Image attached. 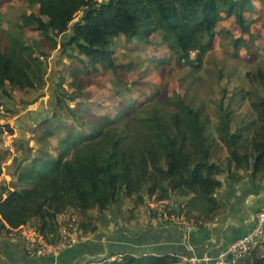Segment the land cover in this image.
<instances>
[{"label":"trees","instance_id":"1","mask_svg":"<svg viewBox=\"0 0 264 264\" xmlns=\"http://www.w3.org/2000/svg\"><path fill=\"white\" fill-rule=\"evenodd\" d=\"M11 1L0 0V8ZM26 2L35 11L23 14L18 31L6 42L0 41V93L9 98L13 88L42 89L46 84L42 58L57 46L70 59L64 65L70 90L56 92L55 109L47 108L45 115L42 109L33 120L34 153L27 167L7 185L1 177L4 155L0 154V239L30 221L44 234L55 233L56 216L66 209L80 215L83 234L95 233L97 218L91 212L123 203L126 218L133 220L138 207L151 199L165 201L168 215L203 225L225 209L215 196L223 184L222 176L238 182L244 170L253 179L264 175L261 75L258 87L241 93L250 103V118L233 120V109L222 104H217L211 116L179 94L170 97L167 108H160L143 89L145 97L131 96L114 103L115 95L126 94L144 82L124 78L142 63L132 54L144 52L147 63L154 66L187 64L198 71L220 20L232 17L240 31L250 35L253 0ZM259 3L264 6V0ZM26 30L37 31L39 38L26 39ZM68 31V37L62 38ZM231 42L238 48L247 39L239 36ZM99 74H109L111 93L88 99L86 82ZM51 136L54 143L48 141ZM31 148L27 146L25 152L30 154ZM13 170L9 173L12 178ZM191 255L195 254L186 258ZM86 264L183 263L177 254L122 252L113 259L104 257ZM236 264H264V244Z\"/></svg>","mask_w":264,"mask_h":264},{"label":"rangeland","instance_id":"2","mask_svg":"<svg viewBox=\"0 0 264 264\" xmlns=\"http://www.w3.org/2000/svg\"><path fill=\"white\" fill-rule=\"evenodd\" d=\"M253 3L255 11L251 17H248L249 33L252 37L248 33H242L232 17L220 20L217 23V34L213 45L198 71H194L187 64L179 66L171 63L154 66L152 63H147L144 52L132 54L134 60L142 63L139 70L127 72L124 78L127 81L141 79L144 82L138 84L137 88L131 87L130 92L126 94L115 95L114 103H123L125 98L131 96L145 97L142 95L141 89H143L146 90L147 95L153 97L150 102L160 103V108H167L166 103L170 97L179 94L185 102L193 107L202 108L211 116L217 104H222L223 107L233 109V120L240 117L250 118L253 115L250 103L248 99L241 98V93L246 92L247 89H254V86L258 87L260 75L262 81L264 80V6L262 7L259 0H253ZM32 11H35V8L30 7L26 0H12L4 4L0 8V18H2L0 41L6 42L10 34L16 33L21 16ZM69 31L62 35V38H67ZM239 36L247 39V44L235 48L231 39ZM24 37L28 40L39 38V34L34 30H26ZM158 51L154 50L156 53ZM42 59L46 64V84L42 89L27 91L13 88L9 98L0 93V154L4 155L1 177L5 185L16 179L17 174L23 171L22 168L27 167L28 158L34 153L36 136L31 125L36 119L30 114L31 108L41 103L44 111L47 108L54 110L56 92L70 90V79L64 69L65 63H70V59L60 46L51 50ZM143 69L144 72H141ZM107 75L99 74L86 82L88 99L96 100L100 93L110 95ZM220 101L223 103H218ZM10 103L13 107L9 105ZM48 141L54 143L55 137H49ZM27 146L32 147L30 154L25 152ZM13 169L15 174L12 178L9 173L14 171ZM158 202L162 203L151 208V204ZM165 203L151 199L147 205H140L138 210H149L153 215L160 216L162 207L165 209ZM30 222L32 224L33 221Z\"/></svg>","mask_w":264,"mask_h":264},{"label":"crops","instance_id":"3","mask_svg":"<svg viewBox=\"0 0 264 264\" xmlns=\"http://www.w3.org/2000/svg\"><path fill=\"white\" fill-rule=\"evenodd\" d=\"M42 109L41 103L31 108L32 118L40 116ZM221 180L223 184L215 196L225 209L206 224L186 230L144 209L128 220L125 204L118 203L105 211L91 212L97 218L98 230L83 234L78 243L66 246L56 257H30L24 251L23 240L9 234L0 239V264H86L122 252L177 254L182 261L193 253L200 258L196 264H215L220 252L244 236L253 226L255 213L264 208V175L253 179L250 171L244 170L238 182H230L226 175Z\"/></svg>","mask_w":264,"mask_h":264},{"label":"built area","instance_id":"4","mask_svg":"<svg viewBox=\"0 0 264 264\" xmlns=\"http://www.w3.org/2000/svg\"><path fill=\"white\" fill-rule=\"evenodd\" d=\"M103 1V0H95ZM151 204L155 208L157 204ZM160 216L165 220L172 221L182 228L192 229L200 225L199 221L186 220L183 216L168 215L166 210L160 211ZM57 229L55 233L44 234L30 223H23L12 228L10 235L19 236L24 240L26 254L30 257L58 256L68 245L80 241L83 233L79 229L80 218L73 209H66L56 216ZM264 208L258 210L254 215V223L251 229L242 237L230 242L215 259V264H236L237 261L251 249L262 247L264 244ZM113 259V258H111ZM202 259H206L203 257ZM200 261L196 255L185 258L183 264H196Z\"/></svg>","mask_w":264,"mask_h":264},{"label":"water","instance_id":"5","mask_svg":"<svg viewBox=\"0 0 264 264\" xmlns=\"http://www.w3.org/2000/svg\"><path fill=\"white\" fill-rule=\"evenodd\" d=\"M81 43H83V41H81ZM6 192H7V191H6ZM6 192H5V193H6ZM263 241H264V239H263Z\"/></svg>","mask_w":264,"mask_h":264}]
</instances>
